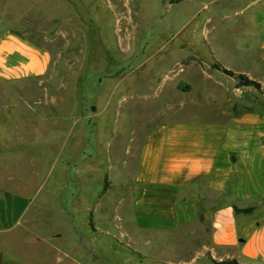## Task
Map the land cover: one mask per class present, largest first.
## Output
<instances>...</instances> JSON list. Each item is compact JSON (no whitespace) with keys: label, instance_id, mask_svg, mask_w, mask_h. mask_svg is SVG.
<instances>
[{"label":"rangeland","instance_id":"1","mask_svg":"<svg viewBox=\"0 0 264 264\" xmlns=\"http://www.w3.org/2000/svg\"><path fill=\"white\" fill-rule=\"evenodd\" d=\"M5 31L50 64L0 74V180L31 200L0 264H220L225 193L200 181L185 220L147 214L141 147L170 125L264 111V0H0Z\"/></svg>","mask_w":264,"mask_h":264},{"label":"crops","instance_id":"2","mask_svg":"<svg viewBox=\"0 0 264 264\" xmlns=\"http://www.w3.org/2000/svg\"><path fill=\"white\" fill-rule=\"evenodd\" d=\"M1 34L0 74L17 78L47 72L46 52L9 31ZM198 124L170 125L142 143L144 212L164 217L169 208L177 209L180 223L189 215L183 190L204 181L229 199L214 215L211 246L225 254L216 257L264 264V111ZM236 206L254 210L236 212ZM30 207L27 195L0 180V241L22 225Z\"/></svg>","mask_w":264,"mask_h":264},{"label":"trees","instance_id":"3","mask_svg":"<svg viewBox=\"0 0 264 264\" xmlns=\"http://www.w3.org/2000/svg\"><path fill=\"white\" fill-rule=\"evenodd\" d=\"M216 68H220L218 65H215ZM222 71L227 74L228 76H234V72L231 70H228L226 68H222ZM240 78L239 83L237 84L238 87H244V86H253L257 89H260V84L257 81L250 80L247 76L245 75H239ZM234 210L236 212H241V213H251L253 211L252 207L245 208V209H239L238 207H234ZM220 264H240L236 259H231V260H223L219 262Z\"/></svg>","mask_w":264,"mask_h":264},{"label":"water","instance_id":"4","mask_svg":"<svg viewBox=\"0 0 264 264\" xmlns=\"http://www.w3.org/2000/svg\"><path fill=\"white\" fill-rule=\"evenodd\" d=\"M0 262H1V255H0Z\"/></svg>","mask_w":264,"mask_h":264}]
</instances>
